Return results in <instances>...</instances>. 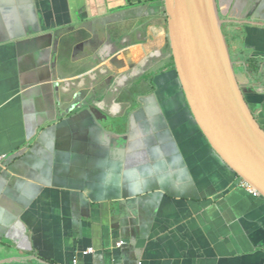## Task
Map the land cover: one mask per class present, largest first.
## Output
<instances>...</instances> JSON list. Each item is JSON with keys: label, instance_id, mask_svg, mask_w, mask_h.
<instances>
[{"label": "crops", "instance_id": "1", "mask_svg": "<svg viewBox=\"0 0 264 264\" xmlns=\"http://www.w3.org/2000/svg\"><path fill=\"white\" fill-rule=\"evenodd\" d=\"M218 4L264 126V0ZM169 33L165 0H0V264H264V197L194 121Z\"/></svg>", "mask_w": 264, "mask_h": 264}, {"label": "water", "instance_id": "2", "mask_svg": "<svg viewBox=\"0 0 264 264\" xmlns=\"http://www.w3.org/2000/svg\"><path fill=\"white\" fill-rule=\"evenodd\" d=\"M176 78L221 163L264 197V126L240 82L218 0H165Z\"/></svg>", "mask_w": 264, "mask_h": 264}, {"label": "rangeland", "instance_id": "3", "mask_svg": "<svg viewBox=\"0 0 264 264\" xmlns=\"http://www.w3.org/2000/svg\"><path fill=\"white\" fill-rule=\"evenodd\" d=\"M128 32H131V31H128ZM127 37H129L128 40H127ZM133 37H134L133 34L130 35V36L128 34H126L125 38H123L122 40L119 41V44H117V42H116L114 50L125 51V54L121 55L120 58H125L126 57V53H129L133 49V47L135 45H137L138 43L148 42V39L146 38L147 35L144 34V32L137 31V39L130 41V39H132ZM100 40H101V42H103V41H105V42L95 46V51L97 52L98 56H99L100 53L104 52V45L107 42V38H106V35H105L104 32L101 33V39ZM135 42H138V43H135ZM122 44H124V45H122ZM163 49L167 51V49H168L167 43H163L162 50ZM74 57L78 58V57H80V55L76 54ZM99 58H100V60H102L101 56H99ZM150 61H151L150 57H146L143 60L142 63L138 64L139 62H135L134 65L131 68H129V69L125 70V71H110V72L122 74V75L127 76V77H131L133 75L136 76L137 73L143 67H146L149 64Z\"/></svg>", "mask_w": 264, "mask_h": 264}, {"label": "built area", "instance_id": "4", "mask_svg": "<svg viewBox=\"0 0 264 264\" xmlns=\"http://www.w3.org/2000/svg\"><path fill=\"white\" fill-rule=\"evenodd\" d=\"M241 183H242V186H245L247 189L251 190V191L254 192L255 194H257V195H261L260 192H259L257 189H255L254 187H252V186H251L250 184H248L247 182H245V181L242 180ZM125 246H126V243H125L124 241H122V242H120V243L118 244V247H119V248H123V247H125ZM85 254L88 255V254H91V252L88 250V251L85 252ZM75 264H80V261H79V260L75 261Z\"/></svg>", "mask_w": 264, "mask_h": 264}, {"label": "bare ground", "instance_id": "5", "mask_svg": "<svg viewBox=\"0 0 264 264\" xmlns=\"http://www.w3.org/2000/svg\"><path fill=\"white\" fill-rule=\"evenodd\" d=\"M170 34V33H169ZM170 38V37H169ZM158 55H159V53L158 52H154V53H152V55H150V60L152 61V62H154L156 59H157V57H158ZM143 61H141L140 63H142ZM139 63V64H140Z\"/></svg>", "mask_w": 264, "mask_h": 264}, {"label": "trees", "instance_id": "6", "mask_svg": "<svg viewBox=\"0 0 264 264\" xmlns=\"http://www.w3.org/2000/svg\"><path fill=\"white\" fill-rule=\"evenodd\" d=\"M175 76H177V75L175 74Z\"/></svg>", "mask_w": 264, "mask_h": 264}]
</instances>
